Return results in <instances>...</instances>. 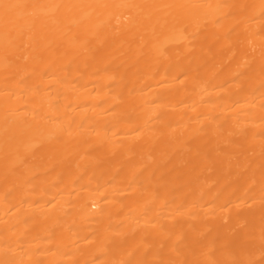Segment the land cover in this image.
<instances>
[{
    "label": "bare ground",
    "instance_id": "obj_1",
    "mask_svg": "<svg viewBox=\"0 0 264 264\" xmlns=\"http://www.w3.org/2000/svg\"><path fill=\"white\" fill-rule=\"evenodd\" d=\"M0 264H264V0H0Z\"/></svg>",
    "mask_w": 264,
    "mask_h": 264
}]
</instances>
